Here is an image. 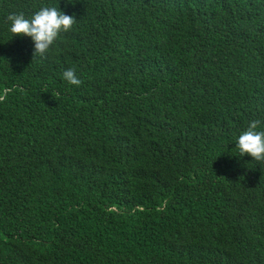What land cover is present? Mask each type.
I'll use <instances>...</instances> for the list:
<instances>
[{
  "label": "trees",
  "instance_id": "trees-1",
  "mask_svg": "<svg viewBox=\"0 0 264 264\" xmlns=\"http://www.w3.org/2000/svg\"><path fill=\"white\" fill-rule=\"evenodd\" d=\"M4 90L0 264H264V0H0Z\"/></svg>",
  "mask_w": 264,
  "mask_h": 264
},
{
  "label": "clouds",
  "instance_id": "clouds-1",
  "mask_svg": "<svg viewBox=\"0 0 264 264\" xmlns=\"http://www.w3.org/2000/svg\"><path fill=\"white\" fill-rule=\"evenodd\" d=\"M10 23L12 36L30 37L34 44L33 58L43 56L55 42L61 32L69 31L76 20L66 15L57 7L44 6L36 11L31 18L23 13H10L6 17ZM63 78L71 85L79 87L83 81L77 77L75 69L69 68L63 72ZM7 98V90L0 94V102ZM261 121L253 120L247 129L235 140V147L240 156L245 154L256 161H264V131H257ZM223 178V177H222Z\"/></svg>",
  "mask_w": 264,
  "mask_h": 264
}]
</instances>
